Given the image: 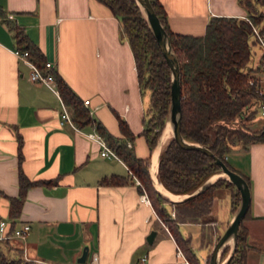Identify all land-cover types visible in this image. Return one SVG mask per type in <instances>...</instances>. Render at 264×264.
<instances>
[{
  "label": "crops",
  "instance_id": "obj_1",
  "mask_svg": "<svg viewBox=\"0 0 264 264\" xmlns=\"http://www.w3.org/2000/svg\"><path fill=\"white\" fill-rule=\"evenodd\" d=\"M159 1L169 29L184 35H203L212 17L247 18L241 0ZM0 10V222L5 223L0 241L9 242L11 255L15 249L24 260L41 264H88L93 254L97 264H135L143 257L146 264H191L151 203L141 201L144 192L139 191L138 179L119 157H102L100 145L88 136H100L95 125L101 123L112 136L123 139L119 117L134 137L127 146L136 157L152 155L141 136L148 93L139 88L120 20L98 0H0ZM260 10L264 12L263 7ZM6 21L22 28L53 65V74L83 102L93 124L82 128L74 122V127L60 124L62 104L72 118L70 109L59 89L60 99L47 87L29 81V68L14 54L16 40ZM256 44L261 49L258 63L264 48ZM253 124L259 129L264 118L259 115ZM231 152L226 156L228 164L250 182V203L243 220L251 247L246 263L264 264V142L235 146ZM19 169L40 184L28 188L13 224L8 198L18 195ZM111 176L126 182L101 183ZM223 200L230 214L220 222ZM232 215L228 191L215 190L208 224L212 235L207 233L205 241L221 236ZM24 224L30 226L25 237L14 236L13 231ZM201 228L195 223L180 225L181 234L191 237L192 248L204 264L209 244L201 246ZM151 232L155 236L148 244ZM85 247V262L78 263Z\"/></svg>",
  "mask_w": 264,
  "mask_h": 264
},
{
  "label": "trees",
  "instance_id": "obj_2",
  "mask_svg": "<svg viewBox=\"0 0 264 264\" xmlns=\"http://www.w3.org/2000/svg\"><path fill=\"white\" fill-rule=\"evenodd\" d=\"M120 20L123 32L131 48L139 88L148 93V108L143 118L144 138L151 152L163 128L171 100V78L167 65L146 20L135 0H98ZM159 21L164 27L171 47L178 59L181 83V135L192 143H197L212 152L208 156L197 150L181 148L171 139L162 150L158 162V179L163 187L174 195L191 194L210 176L220 171L214 157L221 160L232 171L226 156L235 146L247 148L253 143L264 142V124L256 131L244 129L245 124L256 117L257 109L264 104L261 93L259 73L264 56L253 67L252 46L257 43L253 27L264 32V0H241L247 19L234 17H212L201 36L184 35L172 32L167 24L166 11L159 0H149ZM0 16L3 12L0 10ZM7 25L13 31L16 48L28 52V58L39 68L46 61L40 50L26 33L11 22ZM58 89L66 106L70 109L72 120L79 128L93 124L83 102L56 77ZM253 81L250 84V81ZM252 109V110H251ZM123 139L112 136L96 123V130L106 144L125 163L133 176L141 184L140 193L145 192L159 219L165 224L178 247L191 264H203L192 248L191 237L183 236L180 225L185 223L200 224L201 246L205 241L206 226L212 222L209 218L213 202V192L217 189L229 191L231 213L240 202L239 191L226 179H218L200 194L181 202H170L163 198L153 187L149 176V159L137 158L127 141L134 137L125 121L117 118ZM241 125V126H240ZM240 126V127H239ZM236 172V171H235ZM247 184V177L241 175ZM126 182L119 176H111L101 181L105 185H120ZM40 182L30 181L19 169L17 197L8 198L9 218L14 221L19 217L25 194L31 186ZM46 184H50L47 182ZM3 195L0 191V196ZM174 212V216L171 215ZM247 213L244 217L246 218ZM243 219V220H244ZM247 230L240 223L236 246L227 264H247V255L251 250L247 241ZM12 248L7 240L0 241V264H41L26 261L20 251ZM229 251L225 248L221 254L224 259ZM205 264H208V260Z\"/></svg>",
  "mask_w": 264,
  "mask_h": 264
},
{
  "label": "water",
  "instance_id": "obj_3",
  "mask_svg": "<svg viewBox=\"0 0 264 264\" xmlns=\"http://www.w3.org/2000/svg\"><path fill=\"white\" fill-rule=\"evenodd\" d=\"M137 5L139 6L146 23L152 33L153 38L155 39L157 46L159 47L167 65L169 66L170 70V78H171V100L169 109L167 112V116L164 123V128L157 139L156 145L154 149L151 151L152 155L149 159V176L152 181V185L154 189L165 199L169 200L170 202H181L192 198L205 189H207L210 185L216 182L218 179H226L231 182L235 188L239 191L240 194V202L238 204L237 209L232 215L231 221L229 222L228 226L226 227L223 234L218 238L215 242L211 253L208 258V264H227L231 259V256L234 253V249L236 246L237 234L240 223L243 221L250 203V190L249 185L245 181V179L237 172L230 170L225 163H223L218 158L214 157L216 163L220 167V171L210 176L204 183H202L196 190H194L191 194L184 195V196H177V200H172L171 198L163 195L157 188H156V181L163 187L158 179V162L159 157L164 149L163 145V135L164 131L167 126L171 129V139H173L181 148L187 150H197L200 151L208 156H213L212 152L205 148L204 146L186 141L181 135V83H180V67L178 59L171 47L170 39L162 26L161 22L159 21L157 15L155 14L151 3L149 0H135ZM157 153L156 157V168L155 174L152 173V159L154 154ZM164 188V187H163ZM168 191V190H167ZM169 192V191H168ZM171 193V192H169ZM172 194V193H171ZM174 195V194H173ZM155 236V232H151L146 240L148 244L153 242ZM229 248V251L224 259L221 260V254L225 248ZM87 247L84 248L81 257L78 259V263H84L87 257Z\"/></svg>",
  "mask_w": 264,
  "mask_h": 264
},
{
  "label": "built area",
  "instance_id": "obj_4",
  "mask_svg": "<svg viewBox=\"0 0 264 264\" xmlns=\"http://www.w3.org/2000/svg\"><path fill=\"white\" fill-rule=\"evenodd\" d=\"M245 19L248 20L247 18ZM253 33L257 40V43L262 48H264V33L260 32L259 28H256V27H253ZM14 54L19 60L23 61L28 66L29 68L28 79L31 83L40 84V85L47 87L51 92H53L60 99L58 88H57L54 75H53L54 69L51 63L46 62L43 68H39L33 61H31L28 58L27 51H21V50L15 49ZM259 74H261L260 76L264 79V61L261 66ZM249 83L252 84L253 81L251 80ZM261 93H264V92L261 91ZM88 103L89 101L84 102V104L86 105ZM259 108H260L259 109L260 116L264 118V104L261 105ZM64 123H68L72 127L75 126L72 121L70 113L67 111V109L62 104V110L60 112V124L63 125ZM88 136L89 138H92L100 145V155L102 157L118 159V156L116 155V153L106 144V142L99 135L93 133V134H89ZM127 145L130 146L129 143H127ZM137 184L141 186V184L138 181H137ZM141 201H143L146 204H150V201L147 195L145 194V192H144V195L141 196ZM171 215L174 216V213H171ZM4 227H5V223L1 221L0 230L3 231ZM29 229H30V226L28 224H24L20 228L14 230L13 235L18 238H24L27 232L29 231ZM178 254L182 256L180 250H178ZM97 259L98 257L95 254H93L88 264H97ZM135 264H146V258L145 257L141 258L139 262Z\"/></svg>",
  "mask_w": 264,
  "mask_h": 264
},
{
  "label": "rangeland",
  "instance_id": "obj_5",
  "mask_svg": "<svg viewBox=\"0 0 264 264\" xmlns=\"http://www.w3.org/2000/svg\"><path fill=\"white\" fill-rule=\"evenodd\" d=\"M252 51H253V55H252V60H251V65L253 66V67H255L258 63H257V61H258V56H259V53H260V51H261V49L259 48V46L257 45V44H255V45H253L252 46ZM261 74H259V73H256V74H254V77L256 78V79H259V83H260V89H261V91L262 92H264V79L260 76ZM260 108H258L257 109V111H256V117H255V119L252 121V122H250V123H247V124H245V126H242V127H245L244 129H247V130H249V131H251V132H254V131H256V130H258V129H255V127H253L254 126V122H256V120L258 119V117H259V115H260V110H259ZM252 110V109H251ZM241 126V125H240ZM239 126V127H240ZM171 140V136H170V138H168V140L164 143V145H163V147L165 148V146L167 145V143L169 142ZM234 152H231V155H229V162L231 163V164H233V162H234V159H235V157H234ZM224 190V189H223ZM228 193H229V191H228ZM221 203V206H219V221L220 222H222L225 218H224V215H227V214H230V212H229V209H226L225 208V205H226V203H225V200H223L222 202H220ZM219 203V204H220ZM173 213V212H172ZM225 221V220H224ZM193 229V228H192ZM212 227L210 226V225H208V227H207V230H206V232L208 233V235L209 236H211L212 235ZM186 231H188L189 229H185ZM210 230V231H209ZM220 237V236H219ZM218 237V238H219ZM218 238H216V240L213 242V241H211L210 242V245L208 246L209 247V252H208V254H207V259L209 258V255H210V253H211V250H212V248H213V246H214V244H215V242L217 241V239ZM199 251V250H198ZM201 261V260H200ZM207 262V260L204 262V264ZM201 263H202V261H201Z\"/></svg>",
  "mask_w": 264,
  "mask_h": 264
},
{
  "label": "bare ground",
  "instance_id": "obj_6",
  "mask_svg": "<svg viewBox=\"0 0 264 264\" xmlns=\"http://www.w3.org/2000/svg\"><path fill=\"white\" fill-rule=\"evenodd\" d=\"M170 136H171V129H170V127L169 126H167V128L165 129V131H164V135H163V143H165L167 140H168V138H170ZM157 151H156V153L154 154V156H153V159H152V173L153 174H155V168H156V157H157ZM156 188L163 194V195H165V196H167V197H169V198H171L172 200H177V196H175V195H173V194H171V193H169L165 188H163L160 184H159V182H157L156 181Z\"/></svg>",
  "mask_w": 264,
  "mask_h": 264
}]
</instances>
